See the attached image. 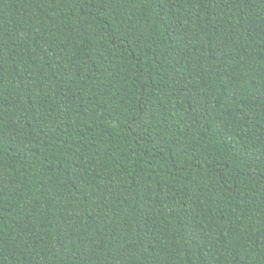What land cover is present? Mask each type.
Listing matches in <instances>:
<instances>
[{
    "label": "trees",
    "instance_id": "1",
    "mask_svg": "<svg viewBox=\"0 0 264 264\" xmlns=\"http://www.w3.org/2000/svg\"><path fill=\"white\" fill-rule=\"evenodd\" d=\"M0 264H264V0H0Z\"/></svg>",
    "mask_w": 264,
    "mask_h": 264
}]
</instances>
